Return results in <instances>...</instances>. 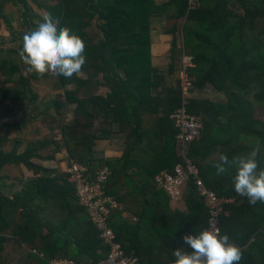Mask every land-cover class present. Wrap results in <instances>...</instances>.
<instances>
[{
    "label": "trees",
    "instance_id": "obj_1",
    "mask_svg": "<svg viewBox=\"0 0 264 264\" xmlns=\"http://www.w3.org/2000/svg\"><path fill=\"white\" fill-rule=\"evenodd\" d=\"M7 1L15 6L24 4L4 0L0 15ZM155 1L59 0V7L50 10L60 26L70 27L85 41L87 62L81 74L94 75L87 79L75 74L70 79L56 76L64 101L44 103V107L73 116L71 122L62 123V146L53 143L50 157L40 155L47 147L45 142L29 143L22 150V141L4 136V131L16 125L0 127V264H8L5 245L9 237L29 248L23 264H48L59 258L84 264L107 260L110 247L80 207L70 175L32 163L54 161L61 149L69 163L89 168L92 181L108 170L104 192L120 205L109 220L115 243L139 264H173L177 248L192 251L183 237L208 228L209 211L193 181L183 195L186 212L176 208L156 183L159 175L174 174L176 167L184 164L172 119L182 107V83L176 90L166 88V73L153 63L151 19L169 8L180 22L171 31L174 58H178L177 44L182 46L181 56L192 58L188 69L191 93L209 85L225 98V105L189 100L188 112L201 120L203 130L201 139L191 144L188 158L199 169L207 189L221 199L234 200L224 207L221 232L243 249L239 264H264V203L251 205L235 192V169L217 176L213 167L221 154L229 159L245 155L259 143L257 160L264 168V31L252 33L256 24H264V0H197L195 9L188 8L189 0H169L167 7H158ZM94 23L99 38L90 41L88 30ZM35 28L33 25L27 31ZM13 55L16 52L0 61V77L5 75L0 81V120L21 101L36 102L29 80L48 79L47 74L35 73L23 78ZM174 70L175 64L170 75ZM91 86L98 87L97 91L81 100L78 92ZM100 90L104 93L98 94ZM145 117L152 118L149 127ZM121 134H127L121 158L105 157L115 136ZM6 167H23L35 179L19 193H11L14 187L4 186L1 177ZM125 213L138 223L128 222Z\"/></svg>",
    "mask_w": 264,
    "mask_h": 264
},
{
    "label": "rangeland",
    "instance_id": "obj_2",
    "mask_svg": "<svg viewBox=\"0 0 264 264\" xmlns=\"http://www.w3.org/2000/svg\"><path fill=\"white\" fill-rule=\"evenodd\" d=\"M2 1L4 0H0V3ZM21 1H24V4L22 2L18 6H15L11 1L4 3L5 6L0 15V61L9 58L12 52H17V55L12 57L13 61L21 69L23 78H30L27 66L23 63L19 55L23 47V35L28 32V28H31L33 25L37 27L42 23L43 16L50 13L51 9L59 7L60 2L59 0ZM6 21L9 22L8 27L6 26ZM95 26L94 23L88 30V38L90 41L98 40L99 38ZM263 31L264 24L260 23L256 24L252 33L253 35H260ZM18 62H21L19 63L20 65ZM93 75V72H91L89 74H80V77L82 79H87ZM4 78L5 75L0 77V81H3ZM47 78L48 79L43 80L39 79V81L35 82L32 79L29 80V89L31 93L37 97L35 103L21 101L16 104L14 111L7 114L4 113L3 119L0 120V127L6 124L16 125L15 128L4 131V136H12L22 141L24 143L22 150L29 143L45 142L47 147L40 153L43 159L53 155V146H55L53 143L62 146L60 141V127L62 123L71 122L73 116L71 112L62 111L61 115H59L56 109L44 107V103L64 101L62 99L64 91L57 89L58 82L56 76L47 74ZM99 79L101 80V78ZM97 89L98 87L93 88L91 86L89 90H80L78 96L81 100L87 99L91 96L90 94L97 91ZM68 90H72V87L68 88ZM1 99L2 95H0V100ZM19 126H23L24 129H20ZM55 157L57 159L56 161L33 160L32 163L42 169L67 172L69 160L66 151L61 149L59 153L55 154ZM1 177L5 178L4 186L14 187V191L11 193L15 194L25 189L28 181L35 179L33 174L23 167H6L1 173ZM17 179H22V182L20 183ZM11 195H9V197H11ZM18 218L19 216L15 215V219ZM5 252L8 255V264H22L29 252V248L11 240L9 237L5 245Z\"/></svg>",
    "mask_w": 264,
    "mask_h": 264
},
{
    "label": "clouds",
    "instance_id": "obj_3",
    "mask_svg": "<svg viewBox=\"0 0 264 264\" xmlns=\"http://www.w3.org/2000/svg\"><path fill=\"white\" fill-rule=\"evenodd\" d=\"M85 48L80 36L70 27L60 26L59 19L48 13L43 16L42 23L23 35L19 55L29 73L70 79L74 74L80 75L87 62ZM260 151L258 143L245 155L229 159L221 154L213 165L217 176L225 175L230 169L236 170L232 178L234 190L251 205L264 203V168L257 160ZM183 241L192 251L177 248L173 251L174 264H239L243 258V249L215 226L201 230L198 235H185Z\"/></svg>",
    "mask_w": 264,
    "mask_h": 264
},
{
    "label": "built area",
    "instance_id": "obj_4",
    "mask_svg": "<svg viewBox=\"0 0 264 264\" xmlns=\"http://www.w3.org/2000/svg\"><path fill=\"white\" fill-rule=\"evenodd\" d=\"M197 0H189L188 8L195 9ZM182 88L184 103L172 117L175 129L178 131L176 137L179 144L180 156L184 164L178 165L174 174L162 173L156 178V183L173 201L183 200L185 189L190 181H193L200 197L206 202L209 211L208 228L215 226L221 232V220L225 214L224 207L234 204V200L221 199L217 194L207 189L201 179L199 169L194 162L188 158L191 144L201 139V120L188 112L190 93L193 88L192 79L188 75V69L192 67V58L183 57ZM66 173L70 175V183L75 187L79 205L85 209L100 239L110 247L107 260L98 264H139L138 259L125 255L122 247L115 243L116 236L110 227V217L114 209L120 205L104 192V185L108 181L109 172H99L92 181L89 168L71 161ZM222 234V232H221ZM48 264H84L76 261L59 258ZM174 264V263H173Z\"/></svg>",
    "mask_w": 264,
    "mask_h": 264
},
{
    "label": "crops",
    "instance_id": "obj_5",
    "mask_svg": "<svg viewBox=\"0 0 264 264\" xmlns=\"http://www.w3.org/2000/svg\"><path fill=\"white\" fill-rule=\"evenodd\" d=\"M169 0H156L155 3L158 7H167ZM5 6V4H4ZM232 10L237 11L236 6L232 5L231 6ZM175 13L174 11L169 8L165 13L162 15H157L154 16L151 19V24H152V46H153V63L154 66L157 70L160 72H165V84L166 88L176 90L178 83H182V76H183V54L182 56L180 55V49H181V44H177V53L175 55L178 56V58H174V50L173 49V38L171 35V31L173 27L178 28L180 25V22H176L174 19ZM17 55V52H16ZM16 55H13L15 57ZM179 59V60H178ZM178 60V61H177ZM177 61V62H175ZM21 62H18V64ZM175 64L176 65V70H174V74L170 75V67L171 65ZM20 65V64H19ZM165 87V86H164ZM158 91H162L159 89ZM98 94L104 93V90H100L97 92ZM91 95V94H90ZM89 98V97H88ZM87 98V99H88ZM182 98H183V103H184V97H183V88H182ZM190 99L194 100H209L214 104H219V105H225V98L218 94L212 87L209 85L205 86L202 90H194L192 93H190ZM182 103V107H183ZM181 107V108H182ZM152 118L151 117H145V126L149 127L151 125ZM127 140V134H121L115 136L114 139V144L113 146L109 149L108 154L104 155L105 157H111V158H121L122 153H123V144ZM121 149V150H120ZM120 150V151H119ZM101 158L102 156H99ZM57 159L55 158L54 161ZM49 162V161H48ZM52 162V161H50ZM9 187V186H7ZM176 208H178L182 212H186V208L184 205L183 200L180 202H175ZM124 218L133 224L138 223V219L133 217L129 213L124 214ZM14 255V254H12ZM20 261V260H19ZM16 261V262H19ZM15 262V263H16ZM11 263V262H10ZM20 263V262H19ZM24 261L22 262V264Z\"/></svg>",
    "mask_w": 264,
    "mask_h": 264
}]
</instances>
